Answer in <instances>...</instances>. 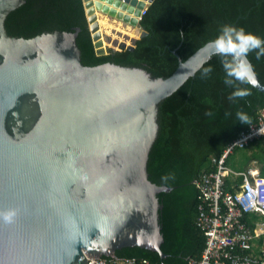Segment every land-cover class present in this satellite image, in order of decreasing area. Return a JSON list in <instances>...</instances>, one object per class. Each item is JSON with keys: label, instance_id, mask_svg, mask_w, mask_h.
Here are the masks:
<instances>
[{"label": "water", "instance_id": "obj_1", "mask_svg": "<svg viewBox=\"0 0 264 264\" xmlns=\"http://www.w3.org/2000/svg\"><path fill=\"white\" fill-rule=\"evenodd\" d=\"M109 1L140 16L147 8ZM24 3L0 0V209L19 210L0 220V264H87L136 246L166 258L159 195L174 188L148 172L159 108L214 55L201 47L168 78L113 62L88 66L81 28L10 35L7 18ZM84 4L98 56L133 50L148 35L140 19L100 0ZM110 23L132 26L137 37ZM252 86L264 93L260 80Z\"/></svg>", "mask_w": 264, "mask_h": 264}, {"label": "trees", "instance_id": "obj_2", "mask_svg": "<svg viewBox=\"0 0 264 264\" xmlns=\"http://www.w3.org/2000/svg\"><path fill=\"white\" fill-rule=\"evenodd\" d=\"M225 23L243 25L264 37V0H154L141 20L148 35L139 39L133 50L101 56L96 54L84 0H25L9 15L6 28L10 35L25 38L81 28L77 43L83 64L113 62L168 78L180 60L186 61L217 36ZM255 52L248 55L264 85V56L257 58ZM208 64L214 67L205 76L203 67ZM203 67L161 103L158 138L150 153V180L174 188L159 195L163 205L161 249L167 257L137 246L118 250L119 257L146 258L157 264H196L202 258L206 240L196 225L201 200L195 181L204 173L216 171L213 159L219 160L241 132L257 123L264 109V93L250 84L240 85L251 88L249 95L230 99L234 86L225 83L221 56L214 55ZM208 109H212V116L207 115ZM240 109L251 116V123L239 120L236 113ZM225 164L235 172L256 168L264 177V138L248 148L234 150ZM242 182V176L230 175L224 190L234 193V185ZM259 219L253 215L246 221L253 226Z\"/></svg>", "mask_w": 264, "mask_h": 264}, {"label": "built area", "instance_id": "obj_3", "mask_svg": "<svg viewBox=\"0 0 264 264\" xmlns=\"http://www.w3.org/2000/svg\"><path fill=\"white\" fill-rule=\"evenodd\" d=\"M143 9L140 20L146 13ZM264 128V109L259 121L251 124L226 149L221 159H213L216 171L202 174L195 184L200 192V216L196 222L206 240L201 260L196 264H264V221L246 220L251 215H264V177L256 168L235 172L225 164L226 158L236 149L249 147L264 138L259 129ZM242 176L243 182L235 184V192L224 190L226 178ZM87 264H157L146 258L119 257L116 255L88 258Z\"/></svg>", "mask_w": 264, "mask_h": 264}, {"label": "clouds", "instance_id": "obj_4", "mask_svg": "<svg viewBox=\"0 0 264 264\" xmlns=\"http://www.w3.org/2000/svg\"><path fill=\"white\" fill-rule=\"evenodd\" d=\"M148 7L147 5L146 9ZM203 47L209 50L211 55L221 56L225 70V83L234 86V90L230 93V99L250 94L251 88L242 87L240 86L241 84L257 85L259 83L256 67L248 54L256 50L255 54L257 58L264 56V37L247 30L243 25L225 23L221 26L219 34L208 40ZM213 67L211 64L203 67V75H209L213 71ZM207 115H213L212 109H208ZM236 115L240 121L251 123V116L243 109L238 110ZM259 131L264 133V128H260ZM18 211L14 207L0 209V220L9 223L12 222L17 216ZM254 215L260 218L258 221H264V215ZM261 239H259V243L263 244L261 242H264V236Z\"/></svg>", "mask_w": 264, "mask_h": 264}, {"label": "bare ground", "instance_id": "obj_5", "mask_svg": "<svg viewBox=\"0 0 264 264\" xmlns=\"http://www.w3.org/2000/svg\"><path fill=\"white\" fill-rule=\"evenodd\" d=\"M143 1H145V3H146V6L149 4V1L150 0H143ZM100 3L102 4V6H107V7H109V9H110V4H112L113 2L112 1H109V0H100ZM123 11V10H122ZM113 12H116V10H112L111 11V13H113ZM118 13V12H117ZM131 13H133L131 10H129V14L130 15H128L129 16V18H130V20H132L133 18H134V16L132 17L131 16ZM96 14H97V12H96ZM114 14V13H113ZM123 15H126V14H124L123 13ZM141 15H142V13H141ZM136 17H137V19H139L140 18V14H137V15H135ZM139 17V18H138ZM107 23V20L105 19V20H101V19H99V21H98V23L99 24H102V23ZM108 26H110V27H112V28H115V30L117 31V32H120V35L121 36H124V37H134V36H136V30L135 29H133V27L132 26H127L126 28L125 27H120V25H117V26H115V24H113V23H110V24H108ZM202 58V56H200L199 57V60ZM196 59H198V57L196 58ZM195 59V60H196ZM194 60V61H195ZM194 63L195 62H191V63H189V66H190V68L194 65ZM188 67V66H187ZM186 67V68H187ZM190 68H188V70L187 71H189L190 70ZM183 74H185V72H183Z\"/></svg>", "mask_w": 264, "mask_h": 264}, {"label": "crops", "instance_id": "obj_6", "mask_svg": "<svg viewBox=\"0 0 264 264\" xmlns=\"http://www.w3.org/2000/svg\"><path fill=\"white\" fill-rule=\"evenodd\" d=\"M110 9H112V10H116V12H123L124 14H126V11H122V7L120 8V7H118L117 9H114L113 8V6H115V2H113L112 4H110ZM148 6H150L149 4H148ZM112 10H110V11H112ZM131 16L133 17L134 16V18H137L136 16H135V10L133 11V13H131ZM139 18V17H138ZM113 24H116V23H113ZM120 25V27H123L122 25L123 24H119Z\"/></svg>", "mask_w": 264, "mask_h": 264}, {"label": "rangeland", "instance_id": "obj_7", "mask_svg": "<svg viewBox=\"0 0 264 264\" xmlns=\"http://www.w3.org/2000/svg\"><path fill=\"white\" fill-rule=\"evenodd\" d=\"M118 7L121 8V6H120V5H117L116 3H115V6H113L114 9H117ZM122 10H123V11H126V14H129V10H128V8H122ZM131 11L133 12L134 9L131 10ZM129 15H130V14H129ZM136 35H137V33H136ZM134 37H137V36H134Z\"/></svg>", "mask_w": 264, "mask_h": 264}]
</instances>
